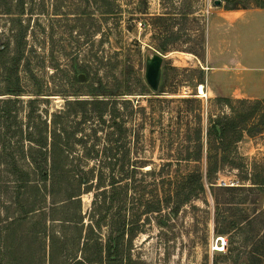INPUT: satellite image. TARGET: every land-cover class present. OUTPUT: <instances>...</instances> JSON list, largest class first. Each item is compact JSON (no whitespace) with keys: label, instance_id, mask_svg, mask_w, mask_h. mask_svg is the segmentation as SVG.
I'll list each match as a JSON object with an SVG mask.
<instances>
[{"label":"rangeland","instance_id":"obj_1","mask_svg":"<svg viewBox=\"0 0 264 264\" xmlns=\"http://www.w3.org/2000/svg\"><path fill=\"white\" fill-rule=\"evenodd\" d=\"M214 1L0 0V45H7L11 57L18 40L21 60L12 78L24 91L9 116L0 103V143L8 149L0 159V264H50L51 234L59 238L54 261L61 264H85V258L95 261L89 264H264V185L257 184L264 183V99L239 93L229 103L219 100L225 96L207 74L206 61L209 25L225 14L226 4ZM240 7L260 9L249 1ZM246 20L255 26L247 48L257 52L264 16L253 13ZM214 33L216 66L243 46L237 28L223 25ZM156 53L164 57L159 95L144 80L146 57ZM82 69L88 78L76 84L72 78ZM5 78L0 67L2 100L14 98L2 95ZM97 80L108 94H123L101 97L109 101L105 123L90 106L83 116L67 102L92 100L88 91ZM200 84L204 96L197 91ZM231 88L254 92L244 84ZM59 111L64 115L56 119ZM113 111L120 128L111 124ZM198 112L202 152L195 161ZM225 116L244 128L238 157L208 180L206 130ZM54 120L71 136L58 162L65 172L37 179L29 161H50V154L36 152L27 133L41 121L50 132ZM198 171L203 190H196L191 177ZM89 172L87 180L80 179ZM111 175L117 182L113 191ZM100 177L105 204L95 194ZM78 193L80 207L68 199ZM167 195L173 198L164 206ZM157 201L158 212L146 211L148 205L158 207ZM99 215L104 219L98 229Z\"/></svg>","mask_w":264,"mask_h":264},{"label":"trees","instance_id":"obj_2","mask_svg":"<svg viewBox=\"0 0 264 264\" xmlns=\"http://www.w3.org/2000/svg\"><path fill=\"white\" fill-rule=\"evenodd\" d=\"M99 1L104 2V0H93V3L96 4ZM222 1H224L226 4L225 5L226 10L245 9V8L240 7V5L244 3L245 1L253 2L257 5V8L264 9V2L262 0H222ZM5 11L7 12L5 14H10L8 12V9H5ZM15 44H16V48L14 49V52L12 53L11 57L6 56V53H8L7 45H0V67L3 71V75L4 74L6 75L4 92H3L4 94L2 95H9L10 97H14V98H8L5 100L0 99V103L3 106L2 111L7 116H9L11 113V109H12L11 105L14 104L16 100H18V97L23 96V93H24L19 83L18 78H15V79L12 78V75L15 74V70L17 69L19 62L21 60V52H22L19 42L16 38H15ZM82 72L85 76V79L83 81H80L78 79V76L76 75L72 78L74 83L81 84L82 82H85L87 80L88 74H85L86 71L84 69H82ZM97 83H98L97 87H94V88L92 87L88 91L89 95L92 96V100L88 101V100L77 99L74 101H67V102L68 103L72 102V103H69L68 105H73L74 107H76V110H79V112H81L83 116L86 114V111H85L86 107L90 106L92 110L96 112L98 119L101 122L105 123L103 119V112H104L103 110L105 106L108 104L107 102L109 101H105L101 99V97H107V99L111 100V99H114L116 96L117 97L122 96L123 94H116V93L108 94V92L102 88L99 80H97ZM162 87L163 85L160 86L161 92H162ZM143 89H145V87H143ZM145 95H150V94L147 93ZM156 95H159V94H156ZM219 100L225 103L230 102V99L225 98V97L220 98ZM126 102H129V101H126ZM32 103H34V101L29 102L30 105ZM62 114L64 115L63 112L59 111L58 114L55 115V118L60 119L62 117ZM113 114H115L113 117L112 115H110V118H112L111 124L115 125L117 128H120L121 125L116 122V117H115L118 114L116 113V111H113ZM233 119H234L233 117L225 116V117H220L215 120H212L206 130L207 142H206L205 177L208 180L211 179V175L215 173L218 167L221 166L222 164L228 163L229 165L234 166L235 158L238 157L236 146H237V143L240 142L243 137L244 128H241L240 126H238L235 123V121H233ZM195 120H196V129H195L196 142L195 143H196V148H197L196 157H195L197 159L195 161H199L201 157V152H202V144H201L202 128H201L200 112H198L195 115ZM27 138H28V141L31 143V146L37 148L35 149L36 152L41 153L42 150L46 152V149H48V152H49L48 154H50L49 156L50 161L47 160V157L45 156L39 159H36L37 157H35L34 159H32V162L29 161V164H31L32 165L31 167L33 168V173L31 174L35 178L37 179L42 178L43 180H46L48 178L50 180H53L55 178H58L60 175L62 177V174H64L65 172V164L62 165V163H58V162H59V158H62L66 152L64 151L65 150L64 148H66L64 145V142L68 138H71L69 133H67L64 130V128L60 125V123L57 122L56 120H54L53 129L49 132L46 122L41 121L40 128L39 126H36L33 129L32 133L30 132L27 133ZM7 151L8 149L3 144L0 143V159L4 157L5 155H7ZM218 154H220L219 159H218ZM42 163L48 165L47 170L43 169L42 167L43 165H41ZM89 173H84V177L81 176L80 179L82 180V178L83 179L86 178L85 180H87L88 179L87 176H92L91 172ZM24 176H25L24 173H22L20 177V182L24 181V183L26 184V181H29V180L25 179ZM191 177L193 178V181L196 183V190H203L201 173L198 171L192 174ZM101 184H102V180L100 177L99 183L96 186H97V189L101 191L95 194H96V197L101 198V201L103 202V204H105L107 192L105 189H103L105 187L102 186ZM116 184L117 182L115 181V178L113 177V175H111L109 186L112 189V191L115 190ZM257 184L264 185V183H257ZM77 188H79V185L77 186ZM80 195H81L80 193H78L77 195L71 194V196H69L68 199L69 201H72V202L77 200V203H79V207H80V198H78L80 197ZM172 198L173 197L171 195L165 196L164 206H169L171 204L170 202ZM108 199L110 198L108 197ZM156 203H158V207L148 205L146 207V211L158 212L160 208L159 201H157ZM178 207H179V203H176V205L173 204L170 208L171 210H173V212H175L178 210ZM51 208H55L52 210H57L59 207L56 208L55 206H53ZM76 219L75 217L71 218V220H74V221ZM103 219L104 218L101 215L97 217V220L95 221V226L98 229L102 227ZM49 220L52 222H54L55 220L60 221V222L65 221V219H53V218H50ZM130 231H131L130 232V239H131L132 237H134V229H131ZM57 244H60L59 238L56 235L51 234L49 236V246H50L49 247L50 248L49 263L50 264H61V263H55L54 261V250ZM83 246L86 247L87 245H83ZM83 262L85 264H89L95 261L85 258Z\"/></svg>","mask_w":264,"mask_h":264},{"label":"crops","instance_id":"obj_3","mask_svg":"<svg viewBox=\"0 0 264 264\" xmlns=\"http://www.w3.org/2000/svg\"><path fill=\"white\" fill-rule=\"evenodd\" d=\"M256 13L264 16V9H252V10H226L222 17L215 16L209 25V40H208V59L206 61V70L209 71L210 77H213L214 82L219 87L221 94L225 98H236L235 95L239 93L240 98L249 99H264V37H260L257 43L261 47L259 51H254L251 48H247L248 45L251 46L250 31L255 28L250 21L246 20L248 15ZM219 23V24H218ZM227 26V29L237 28L238 32H242V38L240 44L243 48L239 49L237 52H229L223 56L224 62L220 65H214V55H217L215 49H213L217 44L216 36L214 35L215 30H219L220 26ZM261 29L264 31V24ZM235 38V37H233ZM230 54V55H229ZM221 59V58H220ZM257 61H262V65L247 66L249 63H257ZM246 85L253 89L252 95L243 94L240 88L233 91L232 85L235 87ZM224 89H228L227 92H223ZM226 91V90H224Z\"/></svg>","mask_w":264,"mask_h":264},{"label":"water","instance_id":"obj_4","mask_svg":"<svg viewBox=\"0 0 264 264\" xmlns=\"http://www.w3.org/2000/svg\"><path fill=\"white\" fill-rule=\"evenodd\" d=\"M213 4L214 6H220L222 1L215 0ZM163 59L164 57L161 54L156 53L152 56H147L145 60L144 80L152 94H156L160 90ZM84 78L83 74L78 76L80 81H83Z\"/></svg>","mask_w":264,"mask_h":264},{"label":"bare ground","instance_id":"obj_5","mask_svg":"<svg viewBox=\"0 0 264 264\" xmlns=\"http://www.w3.org/2000/svg\"><path fill=\"white\" fill-rule=\"evenodd\" d=\"M197 91H198L199 95L204 96L205 92H204V86L203 85H201V84L198 85Z\"/></svg>","mask_w":264,"mask_h":264}]
</instances>
